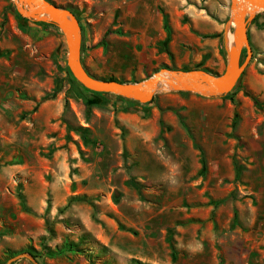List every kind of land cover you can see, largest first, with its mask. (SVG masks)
<instances>
[{
	"label": "rangeland",
	"instance_id": "374dc122",
	"mask_svg": "<svg viewBox=\"0 0 264 264\" xmlns=\"http://www.w3.org/2000/svg\"><path fill=\"white\" fill-rule=\"evenodd\" d=\"M52 1L96 77L228 67L231 0ZM24 18L0 0V264H264V11L233 90L150 103L84 87Z\"/></svg>",
	"mask_w": 264,
	"mask_h": 264
},
{
	"label": "water",
	"instance_id": "95a60500",
	"mask_svg": "<svg viewBox=\"0 0 264 264\" xmlns=\"http://www.w3.org/2000/svg\"><path fill=\"white\" fill-rule=\"evenodd\" d=\"M232 20L236 22L232 46L228 50L229 64L223 73L214 74L205 69L180 70L164 67L141 81L122 82L92 75L82 62V26L77 15L69 8L52 0H16L18 11L26 18L42 20L55 25L64 35L67 46V66L84 87L103 93L149 102L162 86L175 91H191L204 96H220L234 89L252 54L248 22L256 13L241 8L240 1L255 11H264V0H231ZM248 56L241 61L242 49Z\"/></svg>",
	"mask_w": 264,
	"mask_h": 264
},
{
	"label": "trees",
	"instance_id": "16d2710c",
	"mask_svg": "<svg viewBox=\"0 0 264 264\" xmlns=\"http://www.w3.org/2000/svg\"><path fill=\"white\" fill-rule=\"evenodd\" d=\"M70 9V8H69ZM73 11V10H72ZM74 12V11H73ZM24 19H26V18H24ZM44 24H46V25H49V26H53V27H55V25H53V24H51V23H47V22H43ZM168 68H170V67H168ZM196 69V68H195ZM68 72H69V74H71L70 73V71L68 70ZM108 79H112V80H119V79H116V78H114L113 76H110ZM119 81H122V82H126V81H124V80H119ZM135 81H137L136 79H132L131 80V82H135ZM91 91V90H90ZM92 92H94L95 94H99V95H102V96H107V93H103V92H96V91H92ZM181 93H188L187 91H180ZM150 103V102H149ZM66 251H68V248H66V249H62V251H59V252H66Z\"/></svg>",
	"mask_w": 264,
	"mask_h": 264
},
{
	"label": "bare ground",
	"instance_id": "6f19581e",
	"mask_svg": "<svg viewBox=\"0 0 264 264\" xmlns=\"http://www.w3.org/2000/svg\"><path fill=\"white\" fill-rule=\"evenodd\" d=\"M240 3H241V8H240V9H245V10L251 9L252 14L255 13V12H257V11H255L254 8H252V7L249 6L248 4L242 5V3L244 4L243 1H240ZM232 23H233L234 25H236V22L234 21V19L232 20ZM233 39H234V35H233L232 38L229 40V41H230V42H229L230 47L232 46V41H233ZM161 88H162V89H165V88H166V85H164V86L161 87Z\"/></svg>",
	"mask_w": 264,
	"mask_h": 264
}]
</instances>
